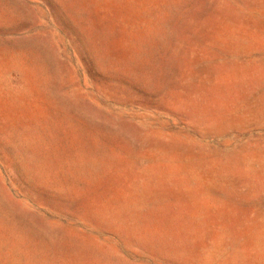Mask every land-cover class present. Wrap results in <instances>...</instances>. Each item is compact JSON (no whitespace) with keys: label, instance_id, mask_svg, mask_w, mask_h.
<instances>
[{"label":"rangeland","instance_id":"obj_1","mask_svg":"<svg viewBox=\"0 0 264 264\" xmlns=\"http://www.w3.org/2000/svg\"><path fill=\"white\" fill-rule=\"evenodd\" d=\"M0 264H264V0H0Z\"/></svg>","mask_w":264,"mask_h":264}]
</instances>
